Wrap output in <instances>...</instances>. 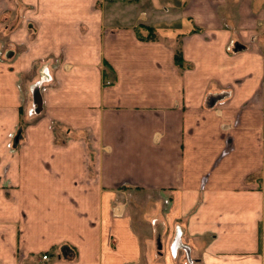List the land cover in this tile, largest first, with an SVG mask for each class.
Listing matches in <instances>:
<instances>
[{
    "label": "crops",
    "instance_id": "0c3cea01",
    "mask_svg": "<svg viewBox=\"0 0 264 264\" xmlns=\"http://www.w3.org/2000/svg\"><path fill=\"white\" fill-rule=\"evenodd\" d=\"M263 234L264 0H0V264H264Z\"/></svg>",
    "mask_w": 264,
    "mask_h": 264
},
{
    "label": "trees",
    "instance_id": "16d2710c",
    "mask_svg": "<svg viewBox=\"0 0 264 264\" xmlns=\"http://www.w3.org/2000/svg\"><path fill=\"white\" fill-rule=\"evenodd\" d=\"M142 29L145 30V32H146V38H147V39L152 38L151 30H150V29H147V28H142ZM137 38L141 39L140 36H137ZM146 38H145V39H146ZM173 63L175 64V66H177V67H179V68L182 67V60H181V57H180V54H179L178 51H176V52L174 53V56H173Z\"/></svg>",
    "mask_w": 264,
    "mask_h": 264
},
{
    "label": "built area",
    "instance_id": "2783aa9c",
    "mask_svg": "<svg viewBox=\"0 0 264 264\" xmlns=\"http://www.w3.org/2000/svg\"><path fill=\"white\" fill-rule=\"evenodd\" d=\"M36 94L37 93V91H35V92H33V94ZM34 96V95H33ZM33 104L35 105V110L37 109V108H39V105L40 104H38L37 102H36V99H35V96L33 97ZM37 112V111H36ZM263 237H264V234H263ZM46 259V256H42L41 257V260L42 261H44Z\"/></svg>",
    "mask_w": 264,
    "mask_h": 264
},
{
    "label": "rangeland",
    "instance_id": "374dc122",
    "mask_svg": "<svg viewBox=\"0 0 264 264\" xmlns=\"http://www.w3.org/2000/svg\"><path fill=\"white\" fill-rule=\"evenodd\" d=\"M32 108H34V109H35V105H34V104L32 105ZM149 199H151V198L149 197Z\"/></svg>",
    "mask_w": 264,
    "mask_h": 264
}]
</instances>
